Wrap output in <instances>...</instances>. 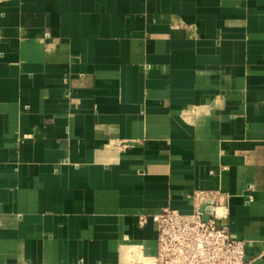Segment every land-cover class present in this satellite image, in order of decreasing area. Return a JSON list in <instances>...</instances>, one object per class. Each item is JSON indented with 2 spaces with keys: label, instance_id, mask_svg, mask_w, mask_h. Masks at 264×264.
Masks as SVG:
<instances>
[{
  "label": "crops",
  "instance_id": "1",
  "mask_svg": "<svg viewBox=\"0 0 264 264\" xmlns=\"http://www.w3.org/2000/svg\"><path fill=\"white\" fill-rule=\"evenodd\" d=\"M196 191L264 264V0H0V264H154Z\"/></svg>",
  "mask_w": 264,
  "mask_h": 264
},
{
  "label": "built area",
  "instance_id": "2",
  "mask_svg": "<svg viewBox=\"0 0 264 264\" xmlns=\"http://www.w3.org/2000/svg\"><path fill=\"white\" fill-rule=\"evenodd\" d=\"M191 200L195 206L191 213L163 208L151 216L157 230L153 263L248 264L244 241L233 238L228 227L217 222L220 194L196 191ZM145 221L146 216H138L139 226Z\"/></svg>",
  "mask_w": 264,
  "mask_h": 264
},
{
  "label": "water",
  "instance_id": "3",
  "mask_svg": "<svg viewBox=\"0 0 264 264\" xmlns=\"http://www.w3.org/2000/svg\"><path fill=\"white\" fill-rule=\"evenodd\" d=\"M206 218V216L204 217V219Z\"/></svg>",
  "mask_w": 264,
  "mask_h": 264
}]
</instances>
